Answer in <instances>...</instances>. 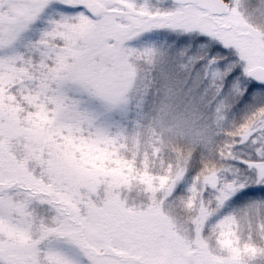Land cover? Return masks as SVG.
Listing matches in <instances>:
<instances>
[{
    "label": "snow or ice",
    "instance_id": "obj_1",
    "mask_svg": "<svg viewBox=\"0 0 264 264\" xmlns=\"http://www.w3.org/2000/svg\"><path fill=\"white\" fill-rule=\"evenodd\" d=\"M0 264H264V0H0Z\"/></svg>",
    "mask_w": 264,
    "mask_h": 264
}]
</instances>
